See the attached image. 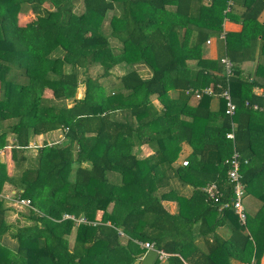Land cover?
Masks as SVG:
<instances>
[{
  "label": "trees",
  "instance_id": "16d2710c",
  "mask_svg": "<svg viewBox=\"0 0 264 264\" xmlns=\"http://www.w3.org/2000/svg\"><path fill=\"white\" fill-rule=\"evenodd\" d=\"M81 1L83 10L76 13L75 0H0V151L16 171L0 160V194L7 184L15 189L13 200H31V223L14 226L0 197V264H136L148 251L139 244L145 241L169 253L167 264H261L264 93L259 97L252 89H264V63L252 80L242 77L240 65L257 45L264 57V3ZM28 12L34 18L20 22ZM226 20L239 21L241 31H224ZM210 37L234 64L232 116L222 98L216 110L214 96L189 103L190 90L226 85L220 57H203ZM91 66L101 72L92 76ZM115 67L124 73L106 85L101 79L110 80ZM80 84L85 90L77 97ZM231 122L234 140L226 137ZM56 130L63 132L60 142L45 141L27 153L32 137ZM182 142L191 147L187 165H174ZM142 144L153 153L139 157ZM233 146L245 185V222L230 207L235 194L227 160ZM210 183L221 192L217 203L203 190ZM186 186L189 195L180 190ZM248 193L261 201L254 213L245 207ZM163 200L176 201L177 212L167 211ZM223 202L230 205L218 210ZM220 226L228 227L229 237L216 233ZM6 234L15 249L3 246Z\"/></svg>",
  "mask_w": 264,
  "mask_h": 264
},
{
  "label": "crops",
  "instance_id": "0c3cea01",
  "mask_svg": "<svg viewBox=\"0 0 264 264\" xmlns=\"http://www.w3.org/2000/svg\"><path fill=\"white\" fill-rule=\"evenodd\" d=\"M263 19H264V12L262 14H260V16H259V20L260 21H262ZM223 29L226 32L227 31L239 32L242 29V25H241V23L239 21H228V20H226L223 23ZM210 38H212L213 40H212V42L210 44H207V43L205 44L203 57L206 58V59H213V60H215V59H217L219 57L221 58L223 55H225L223 49L220 47V44L216 41L215 37H210ZM190 62H192V61H190ZM259 63H264V57L263 56H259V48H258V45H257V47L255 49V55L247 57V59H245V61H243L241 63V65H240V69L242 71L241 72L242 77L244 79H247V80H252V78L254 77V74H255V69H256V67H257V65ZM233 67H234V64H233ZM137 68L139 69V71L144 76H148L149 73H150L148 68H146L143 65H138ZM113 70H114L113 74L111 75L113 80H115V78L121 76L124 73V70L122 68H120V67H115ZM222 73H223V65H222ZM252 92H253L254 95L261 97V96H263L264 89L262 87H259V86L258 87H253ZM169 94H170L171 97H174V96L177 95V91L176 90H170ZM218 98L219 97H215L214 96L212 98V100H211V108L213 110H216L217 107H218V103H219V99ZM196 101H197V99L191 97L189 103L191 105H194ZM153 102H154V104L156 106L159 107V102H158L157 99H153ZM254 109L261 110L262 107H258V108H254ZM60 132L63 133L62 130H56V131H52V132H49V133L36 135V136L31 138L30 144H32L34 142V143H37V144L40 145V142H41L40 139H42V138L44 139V140H42L43 143L45 141L48 142L47 141L48 136L55 135V134L58 135ZM62 138H63V134H62ZM57 139H59V138H57ZM59 142H60V140H59ZM30 144H29V146H30ZM1 153L5 154L9 158V159L7 158V161H10L9 154H6L2 150L0 151V154ZM152 153H153L152 149L147 144H142L140 146L139 157H146V156H148V155H150ZM190 153H191V147L188 144H186L185 142H182L180 144V149H179V153H178V159L176 160L174 165L182 164L183 160H188L187 159V155L190 154ZM8 164H10V166L13 167L12 163L9 162ZM111 175H113V174H111ZM172 185H173L174 188L175 187H177V188L179 187L175 180L172 181ZM180 190L185 195H189L191 193V188L189 186H186L185 188L184 187H180ZM162 204L165 207V209L167 211H169L170 213H176L177 210H178L177 203L174 200H163ZM260 205H261V201L259 199H257L255 196H253L250 193L247 194V196L245 198V207H246V210H247L248 213H254L259 208ZM99 215H100V213H99ZM216 233L219 236L223 237V238H227V237H229L231 232L228 229V227L220 226V227L217 228ZM73 237H74V234L72 233V235L70 236L71 239H69L70 242H72ZM197 243H202V242H201V240H198ZM155 260H157V259H155ZM163 264H165V263H163ZM232 264H246V263H242V262H240L238 260L232 259ZM261 264H264V255H263L262 259H261Z\"/></svg>",
  "mask_w": 264,
  "mask_h": 264
},
{
  "label": "built area",
  "instance_id": "2783aa9c",
  "mask_svg": "<svg viewBox=\"0 0 264 264\" xmlns=\"http://www.w3.org/2000/svg\"><path fill=\"white\" fill-rule=\"evenodd\" d=\"M264 3V0H261ZM232 4V0H229V5ZM220 38H224V34L220 35ZM212 38H208L206 40L207 44H210L212 42ZM220 62L223 65V75L226 78V85L224 87L221 86V84H217V87L220 88L219 91H216L214 89L213 85L205 86L201 89H195L190 90L192 97L195 99H200L203 95L208 96H215L222 98L225 101L226 108L225 113L232 116L236 110V104L232 100L231 92H230V85H229V78L232 75L233 70V62L230 60V58L227 55H224L220 58ZM254 108H258L257 105H254ZM234 128L235 124L231 122V129L226 133V137L228 139L234 140ZM187 160H183L182 164L187 165ZM245 162V161H244ZM227 164H230L233 168L229 174L231 181L234 183V194H235V200L233 205H230L228 202H223L218 207V210L222 209L223 207H233L235 210V213L239 215V218L241 219V222H245L246 215L244 214V209L242 205V200L244 198L245 194V185L241 181V174L239 172L240 169V155L235 149V146H233V150L231 153V156L227 160ZM204 192L206 193L207 199L209 201H212L213 203H217L221 199V192L217 186L216 183H210L206 187L203 188ZM14 205H20L23 207H31V200L28 198L23 199H17L15 200ZM63 218H71L76 220V222L85 221L84 218H75L73 215H64ZM142 248L147 250H155L156 251V259L160 263L167 264V258L169 257V253L165 252L163 249L156 248L154 245V242L151 241H145L139 243Z\"/></svg>",
  "mask_w": 264,
  "mask_h": 264
},
{
  "label": "rangeland",
  "instance_id": "374dc122",
  "mask_svg": "<svg viewBox=\"0 0 264 264\" xmlns=\"http://www.w3.org/2000/svg\"><path fill=\"white\" fill-rule=\"evenodd\" d=\"M82 10H83L82 1L81 0H75V2H74V11L76 13H80ZM111 15H113V11H109L108 14H107L106 19L104 20V28L106 30L108 29V23H109V20L111 18ZM33 18L34 17H33L32 14H30V12H28L26 14H20L19 15V20L22 23H26L28 21H31ZM99 72H101V69L98 66H91L89 68V73L92 76H96ZM101 81H103L106 84V83H111V82H113L115 80H113L111 78L110 80L101 79ZM84 87L85 86L83 84L79 85V87L77 89V97L83 96L84 90H85ZM47 93H49V92H47ZM57 138H59V139H57ZM61 139H62V133L60 132L58 135L55 134V135L48 136V138H47L48 142L47 143L48 144H52L55 141L59 142V140H61ZM42 140H44V139L43 138L40 139V141H41L40 145L37 144V143H34V142L32 144H30V146H29L30 148L27 150V153L28 154H35L36 153V149H37L36 147H39V146L43 145V141ZM12 141H13V136L9 135L8 136V143L11 144ZM7 158L8 157L5 154H3V153L0 154V160H3L6 163L7 162L9 163V161H7ZM84 165H86V164H84ZM7 166H9V168H7V169H8V171L10 173L16 174V171L13 170L14 168H12L10 166V164L9 165L7 164ZM108 176H109L110 180H113L115 178L113 175H111V173H109ZM14 196H15V189L12 186H9V185L6 184L4 186L1 194H0V197H3L5 199V206L7 208H9V210H8V212L6 214L7 222H9L10 224H12L14 226L15 225L20 226V225H24V224L25 225H29L31 222H30V220L27 219L28 207H23V206H20V205H14V203H15V200H13ZM1 241H2V244H3V246L5 247V249L7 251L15 249V247H16V241L14 239H12L7 234L2 238Z\"/></svg>",
  "mask_w": 264,
  "mask_h": 264
},
{
  "label": "water",
  "instance_id": "95a60500",
  "mask_svg": "<svg viewBox=\"0 0 264 264\" xmlns=\"http://www.w3.org/2000/svg\"><path fill=\"white\" fill-rule=\"evenodd\" d=\"M156 259V251L148 250L141 259L135 261L136 264H153Z\"/></svg>",
  "mask_w": 264,
  "mask_h": 264
}]
</instances>
